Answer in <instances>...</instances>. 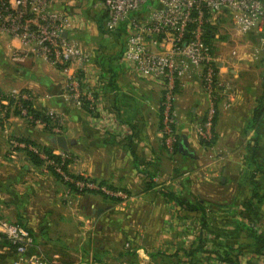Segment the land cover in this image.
<instances>
[{"label":"crops","instance_id":"1","mask_svg":"<svg viewBox=\"0 0 264 264\" xmlns=\"http://www.w3.org/2000/svg\"><path fill=\"white\" fill-rule=\"evenodd\" d=\"M94 2L71 0L62 8L75 19L70 37L94 57L81 71L83 92L98 103L94 113L64 100L67 77L60 68L37 58L13 61L18 42L0 36L17 79L13 88L0 81V90L26 91L39 110L63 113L60 136L69 143L60 148L50 142L55 135L15 115L9 134L0 127V204L4 217L32 231L35 245L27 256L42 252L70 264H227L215 255L187 256L203 232L210 251L234 250L235 264H264V94L250 106L242 92L233 108L220 105L216 140L205 148L197 127L210 99L198 76L187 79L176 102L179 145L186 140L187 148L169 151L162 135L163 83L122 60L126 37L100 31ZM11 137L65 154L71 180L80 176L103 189L71 192L72 183L51 166H35L24 149L13 155ZM16 257L0 241V264Z\"/></svg>","mask_w":264,"mask_h":264},{"label":"built area","instance_id":"2","mask_svg":"<svg viewBox=\"0 0 264 264\" xmlns=\"http://www.w3.org/2000/svg\"><path fill=\"white\" fill-rule=\"evenodd\" d=\"M68 1L71 0H0V36L18 42L17 47L11 48L13 61L37 58L60 68L67 77L62 95L64 100L78 108H82L85 101L89 102L91 110L95 111L98 103L94 94L83 92L81 87V71L94 57L69 35L75 19L62 9ZM148 2L152 6L145 9ZM94 3L95 17L102 20L105 33H115L125 26L122 60L131 64L144 78L161 82L165 87L162 104L165 147L175 152L179 145L177 89L194 76L201 79L210 99L206 118L197 127V133L205 148L212 147L216 140L215 122L220 105L225 109L233 108L241 95L230 76L234 71L218 51L217 34L213 30L228 20L240 38L239 44L244 42L245 35L256 37L258 47L254 46L252 61L260 53L264 55V0H95ZM223 16L227 19L223 20ZM238 49L241 50L237 47L233 52L235 57H238ZM74 68L78 72L70 73ZM24 101L33 102L26 91L0 90V119L7 117L5 121L8 122V115L18 111L23 118L47 127L35 121L30 110L23 105ZM46 113L50 116L53 135H62L66 125L63 113ZM18 148L39 154L46 166L53 167L65 182L75 184L80 191L103 189L89 179L71 180L62 164L49 160L37 148H27L16 139L11 140L13 155ZM105 192L129 199L126 194ZM3 237L15 246L17 259L13 264H67L56 258L50 259L42 252L28 257V251L35 245L33 235L28 228L4 217L0 204V241Z\"/></svg>","mask_w":264,"mask_h":264},{"label":"rangeland","instance_id":"3","mask_svg":"<svg viewBox=\"0 0 264 264\" xmlns=\"http://www.w3.org/2000/svg\"><path fill=\"white\" fill-rule=\"evenodd\" d=\"M151 6H152V3L148 2L145 4L144 8L149 9ZM222 19L226 20L227 18L223 16ZM100 21H101V24H100L99 29L100 31L104 32L101 27L103 25V22L102 20ZM216 34H217L216 41L219 45L218 51L220 52L221 55L223 54L222 59L224 61L226 60V62L230 64L229 65L230 69L234 71V74H231L230 76H232L236 88L240 92L244 93L247 99L249 98L248 106H250L251 104H253L252 103L253 99L258 101L262 98L264 94V55L260 53L258 55V58L254 59L253 61L251 60V57H252L251 54L254 51V46L258 47V44H257L258 41L254 35L250 34L247 36L245 35L244 42L239 44L240 38L238 35L235 34V31L232 27V23L228 20L222 22L221 27H219L218 30H216ZM123 37H126V36L123 35ZM237 47L241 49V50L238 49V51L242 59L239 58V54H238V57L234 56L233 52L236 51ZM4 48L5 47L0 41V81L6 82V83L8 82L9 87L13 88L16 86L10 85V84L16 83L17 79L13 80L12 75L14 73L9 70V66L7 65L8 63L6 61L7 58L5 57L4 55L5 53L3 51ZM33 103H34V100H33ZM34 106H35V103H34ZM238 108L240 109V107H237L236 109ZM35 109L39 110L37 106H35ZM10 116H14V114L12 113L11 115H8V119H10L9 118ZM17 116L21 118L22 120L26 121L29 125H32L34 127H37V126L43 127L42 124H34L29 119H25L20 115H17ZM5 118L0 119V127L4 130V132H7V134H9L8 133L9 130L5 131L7 130V127H8L7 125L9 124V121L6 122L7 117ZM43 128L47 131L48 134L50 133L53 134V132H50V133L48 132L47 127H43ZM14 139L19 141L17 137H14V138L11 137L10 143H11V140H14ZM8 219L11 220V217ZM12 220L13 222H16L15 219L12 218Z\"/></svg>","mask_w":264,"mask_h":264},{"label":"trees","instance_id":"4","mask_svg":"<svg viewBox=\"0 0 264 264\" xmlns=\"http://www.w3.org/2000/svg\"><path fill=\"white\" fill-rule=\"evenodd\" d=\"M118 31L120 32L121 36L125 35L126 34L125 26H122ZM23 105L30 110V112L33 115L35 121H40V122L46 124L48 132L49 133L52 132L51 131V124H50V116H48V114L46 113L47 111H45V110L41 111V110L35 109L34 108V104H33L32 101H24ZM83 107L86 108V109H89L90 112H92V113L95 112L94 110H91L89 102L85 101ZM14 115L15 116L19 115V112L16 111L14 113ZM19 142L25 144L27 146V148H29V147L37 148L44 155H46L49 158V160L54 161L55 163H58V164H62L63 165V169L66 170V165H67L68 161H70V160H68L66 158H63L62 156L55 155L51 149L46 148V147H42L41 145H39V144H37V143H35L33 141L20 139ZM17 150H20V149L18 148ZM24 151L27 152L28 156L30 157L32 163L35 166H37V167L44 166L45 161L41 159L39 154H36L35 152L30 151L29 149H24ZM176 151H178V147L176 148ZM51 168H53V167H51ZM52 173L54 175H56L58 178L60 177L56 172L52 171ZM75 179L76 180H82V177L78 176V177H75ZM68 187L71 190V192H74L75 194H83V193L88 191V190L80 191L75 184H69ZM181 205H183V207L187 208L190 211H203L204 212V209L201 206H190V205H188L186 203H182V202H181ZM203 225L205 226L206 223L204 222ZM22 226H24V225H22ZM24 227H26V226H24ZM29 232L32 234L31 230H29ZM34 240H35V238H34ZM1 241L4 242L6 245H8V247H10L11 251L14 252V254H15V246L11 245L8 239L3 237L1 239ZM233 252H234V250H229V251L224 252V253H221L219 251H210L207 248L206 236L202 232V234L198 238L197 243L195 244V246L193 245L191 247L190 251L187 253V256L188 257H193L194 255L199 254V253L200 254L202 253V254L212 255V256L215 255L217 257V260L220 261L221 263L235 264L236 262L233 260V258H234ZM16 259H17V257L12 262H14ZM9 260H11V259L8 258V261ZM237 263H239V261ZM67 264H70V263H67ZM97 264H100V263H97Z\"/></svg>","mask_w":264,"mask_h":264},{"label":"water","instance_id":"5","mask_svg":"<svg viewBox=\"0 0 264 264\" xmlns=\"http://www.w3.org/2000/svg\"><path fill=\"white\" fill-rule=\"evenodd\" d=\"M50 142L54 143V144H57L60 148H63L64 150H67L68 147H69V143H68V140L65 138V137H58V136H52L50 138ZM180 151L182 153L185 152V149L187 148V142L186 140H183L180 145Z\"/></svg>","mask_w":264,"mask_h":264}]
</instances>
